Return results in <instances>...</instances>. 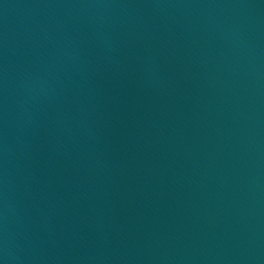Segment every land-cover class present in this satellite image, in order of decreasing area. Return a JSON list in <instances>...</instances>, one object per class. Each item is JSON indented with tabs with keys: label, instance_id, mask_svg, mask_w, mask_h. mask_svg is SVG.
Instances as JSON below:
<instances>
[{
	"label": "water",
	"instance_id": "1",
	"mask_svg": "<svg viewBox=\"0 0 264 264\" xmlns=\"http://www.w3.org/2000/svg\"><path fill=\"white\" fill-rule=\"evenodd\" d=\"M0 264H264V0H0Z\"/></svg>",
	"mask_w": 264,
	"mask_h": 264
}]
</instances>
